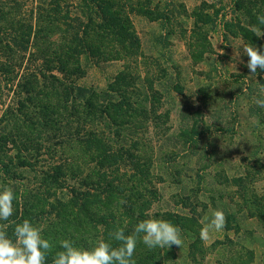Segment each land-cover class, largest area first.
<instances>
[{
    "label": "rangeland",
    "instance_id": "rangeland-1",
    "mask_svg": "<svg viewBox=\"0 0 264 264\" xmlns=\"http://www.w3.org/2000/svg\"><path fill=\"white\" fill-rule=\"evenodd\" d=\"M51 3L0 0V190L16 197L0 230L14 238L30 220L52 244V264L61 240L91 248L117 228L163 219L179 227L181 245L138 240L136 264H264V72L252 76L242 51H264V0H112L133 36L125 48L95 33L100 50L80 56L77 75L53 70L55 84L34 83L36 40L20 54L12 29L46 31L39 14ZM61 3L75 29L50 38L64 44L97 9ZM217 210L223 229L202 237Z\"/></svg>",
    "mask_w": 264,
    "mask_h": 264
},
{
    "label": "clouds",
    "instance_id": "clouds-1",
    "mask_svg": "<svg viewBox=\"0 0 264 264\" xmlns=\"http://www.w3.org/2000/svg\"><path fill=\"white\" fill-rule=\"evenodd\" d=\"M257 19L264 26V15ZM262 35L264 29L257 32V37ZM242 51L248 57L246 67L252 76L257 75L258 69L264 72V51L253 44L243 46ZM256 104L264 108V97L258 98ZM15 198L10 187L0 190V222L13 216ZM224 225V213L217 210L202 228L201 236H206L210 229L219 231ZM138 240L149 249L180 246L182 242L178 226L163 219L149 218L137 222L131 233H126L123 227L115 229L110 233V240H102L91 248H81L70 239L61 240L52 264H136L134 252ZM51 248L52 244L44 238L42 229L30 220L15 225L14 238L0 230V264H47Z\"/></svg>",
    "mask_w": 264,
    "mask_h": 264
},
{
    "label": "trees",
    "instance_id": "trees-1",
    "mask_svg": "<svg viewBox=\"0 0 264 264\" xmlns=\"http://www.w3.org/2000/svg\"><path fill=\"white\" fill-rule=\"evenodd\" d=\"M51 1H53V3H51L49 9L46 10V15L43 16L42 14H39V17L41 15V18L47 22L46 31H44L42 27H35V32H33L31 26L27 31L23 28L12 29L13 32H17L19 35L12 40L13 42L10 41V44L17 47V52L20 54L27 52L28 43L30 44L33 39L36 40L34 44L37 47H35V53H31V55L34 57L33 61L35 64L41 61L40 66L37 67L34 65V68L26 74L27 77L34 80V83L37 81L36 77H40L42 79V76H44V78L49 79V83L55 84L57 78L52 74L53 70L63 76L69 77L77 75L80 68V56L85 55L86 53L93 54L100 50L98 49V46H96V43H92L93 41L91 40L95 33L98 37H100V39L106 41L107 44L114 45L117 43L123 49L125 48L124 43L133 39L132 34L130 35L127 33L129 31V28L126 26L128 19H125L123 13H120L121 10L118 6H115L116 4L111 3L112 0H82L84 3H88L96 7L97 10L93 13V10L89 9L90 11L84 15L85 22H81V20L76 19V21H78V28L81 27L80 32L77 30L72 37L68 40L65 39L64 44L61 43L62 39H60L57 43L52 42L50 36L53 33L54 28L63 29L66 26V28L73 27V29H75V26L72 24L68 25L71 18L67 15V13L63 12L64 5H62L61 0ZM86 7L89 8V6ZM3 13L4 12L2 11L0 12V14ZM4 16H6V14H3L2 17L4 18ZM93 16H95V19ZM3 18H1L0 21H2ZM3 29L4 28L0 26V31ZM84 39L91 45H88L86 41L84 42ZM16 40L19 41L16 42ZM40 40L47 43V46H45L42 50L38 49L37 42ZM1 43L2 39L0 40V45ZM93 47L95 48V52H92ZM13 53L17 54L16 52ZM44 65L47 67L46 69H44ZM45 72L48 73L46 76L43 74ZM70 90H73V87L70 88ZM68 99L69 96H67V101ZM49 104L48 113L47 111H44V115L54 121L56 116H58V111H54V102H49ZM67 110L68 106H65L63 111L67 113ZM114 111H117V108H115ZM72 116L73 114H70V117ZM77 124H79V122H77ZM33 126V124H30V126L27 127L26 133H23V135L28 134V131L34 132L35 129ZM75 135H77L76 140H78V135L80 134L76 132ZM24 141H26V139Z\"/></svg>",
    "mask_w": 264,
    "mask_h": 264
}]
</instances>
